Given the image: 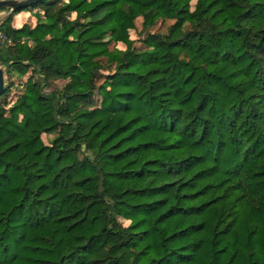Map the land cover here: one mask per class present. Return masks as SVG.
I'll use <instances>...</instances> for the list:
<instances>
[{
    "label": "trees",
    "instance_id": "1",
    "mask_svg": "<svg viewBox=\"0 0 264 264\" xmlns=\"http://www.w3.org/2000/svg\"><path fill=\"white\" fill-rule=\"evenodd\" d=\"M3 11L0 264H264V0Z\"/></svg>",
    "mask_w": 264,
    "mask_h": 264
},
{
    "label": "water",
    "instance_id": "2",
    "mask_svg": "<svg viewBox=\"0 0 264 264\" xmlns=\"http://www.w3.org/2000/svg\"><path fill=\"white\" fill-rule=\"evenodd\" d=\"M44 0H0V10L20 11ZM5 91V73L0 61V96Z\"/></svg>",
    "mask_w": 264,
    "mask_h": 264
},
{
    "label": "rangeland",
    "instance_id": "3",
    "mask_svg": "<svg viewBox=\"0 0 264 264\" xmlns=\"http://www.w3.org/2000/svg\"><path fill=\"white\" fill-rule=\"evenodd\" d=\"M10 13L11 12H9V11L0 12V26L1 25L10 26L11 24L18 25V24H20L21 22H24V21L29 22L28 20L34 21V18H33L32 15H30V14H23L20 18H18V20H19V22H18L17 18L16 19L14 18V20H13V18L10 19L11 18V14ZM16 20H17V22H16ZM141 24H142V19H138L137 20V25H138L139 29H141ZM157 29H161L162 31H164L162 29V27H159V26H157L156 30ZM132 34H133V37H135V38L137 37L136 36V34H137L136 31L133 32ZM27 80H28V78H27ZM51 138H52V136H46V135H44L42 137V140L39 142L38 146L48 145L50 143L49 141H50Z\"/></svg>",
    "mask_w": 264,
    "mask_h": 264
},
{
    "label": "crops",
    "instance_id": "4",
    "mask_svg": "<svg viewBox=\"0 0 264 264\" xmlns=\"http://www.w3.org/2000/svg\"><path fill=\"white\" fill-rule=\"evenodd\" d=\"M23 14H30V13H21V14H18V15H16V17H15V19L17 18V20H18V18H20ZM30 15H32L33 16V18H34V21H30V20H28L30 23H35V21H36V16L35 15H33V14H30ZM17 20H16V22H17ZM18 22H19V20H18ZM27 21H24V22H21L20 24H18V25H13L15 28H20L24 23H26Z\"/></svg>",
    "mask_w": 264,
    "mask_h": 264
},
{
    "label": "built area",
    "instance_id": "5",
    "mask_svg": "<svg viewBox=\"0 0 264 264\" xmlns=\"http://www.w3.org/2000/svg\"><path fill=\"white\" fill-rule=\"evenodd\" d=\"M0 41L8 42L7 38L5 37V35L3 33H0ZM9 43H11V42H9Z\"/></svg>",
    "mask_w": 264,
    "mask_h": 264
},
{
    "label": "clouds",
    "instance_id": "6",
    "mask_svg": "<svg viewBox=\"0 0 264 264\" xmlns=\"http://www.w3.org/2000/svg\"><path fill=\"white\" fill-rule=\"evenodd\" d=\"M130 223V222H129Z\"/></svg>",
    "mask_w": 264,
    "mask_h": 264
}]
</instances>
